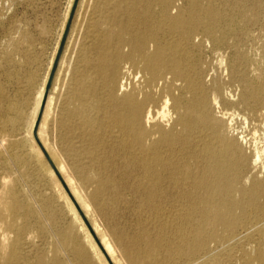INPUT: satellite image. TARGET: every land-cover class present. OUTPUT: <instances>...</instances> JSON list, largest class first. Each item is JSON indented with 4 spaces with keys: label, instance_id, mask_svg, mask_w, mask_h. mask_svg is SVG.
Returning a JSON list of instances; mask_svg holds the SVG:
<instances>
[{
    "label": "bare ground",
    "instance_id": "6f19581e",
    "mask_svg": "<svg viewBox=\"0 0 264 264\" xmlns=\"http://www.w3.org/2000/svg\"><path fill=\"white\" fill-rule=\"evenodd\" d=\"M200 1L94 0L103 14L84 28L87 42L44 106L39 131L48 105L63 100L60 150L67 163L58 166L68 171L66 180L86 212L108 220L128 264H233L235 257L239 264H264V144L253 145L249 161L244 136L229 130L235 114L215 112L224 96L203 52L217 49L234 26L210 0ZM245 2L232 0L246 25L255 18ZM247 98L264 118V83L250 85ZM43 100L40 91L25 137L35 129ZM6 152L0 140L4 167L10 164ZM81 187L91 190L83 194ZM19 194L1 175L0 264H61L35 199L24 202ZM130 205L141 227L125 242L115 220L121 206ZM145 222L157 228L148 232ZM60 235L72 254L85 258L73 231ZM46 238L41 250L36 242ZM252 247L257 255L246 259Z\"/></svg>",
    "mask_w": 264,
    "mask_h": 264
},
{
    "label": "rangeland",
    "instance_id": "374dc122",
    "mask_svg": "<svg viewBox=\"0 0 264 264\" xmlns=\"http://www.w3.org/2000/svg\"><path fill=\"white\" fill-rule=\"evenodd\" d=\"M208 1L200 2L205 4ZM210 1L224 16L232 19L231 27L234 26L233 32L223 35L225 40L217 49L212 46V52H203L212 67V81L219 86L224 96L215 112L219 114L226 110L235 114L229 130L236 136H244L242 148L250 161L253 145L264 144V118H259L258 106L253 107L254 112L251 110L253 100L246 99L250 85L255 87L264 83V0H244L247 1L245 5L251 19L255 18L246 25V20L235 12L237 10L232 0ZM251 3L258 5L255 7ZM103 10L100 6L95 11L94 0H0V140L7 145L4 158L10 163L4 167L0 162V176L4 175L10 180L13 189L20 193L19 197L24 202L29 197L35 199L32 205L40 209V214L45 218L40 215L44 227L51 233V244L61 264H128L121 244L110 231L108 220L98 211L86 212L66 180L68 171L62 172L58 166L60 160L67 163L60 150L66 133L60 126L65 105L61 98L48 105L45 123L39 131L47 98L51 96L56 84L65 78L67 67L73 64L80 46L87 42L83 40L84 28L94 23L97 17L99 19ZM221 27L216 29L218 37L222 36ZM245 60L243 66L242 61ZM224 89L226 92H223ZM40 91L44 92V100L37 114V124L31 136L25 137ZM243 117H246L247 122ZM37 151L39 156H36ZM14 158L20 160L17 167L11 164ZM81 189V193L86 194L91 187ZM123 197L125 199L127 195ZM106 211L108 213L109 209ZM116 214L118 219L115 220V227L127 235V242L141 227L134 221L137 214L131 210V205L128 209L121 206ZM145 223L143 227L148 232L157 228L151 223ZM65 229L75 233V242L86 251L85 258L72 254V244L63 241L60 232ZM103 237L107 239L109 249ZM48 239L37 241L38 248L45 250ZM256 255L253 247L244 252L246 259H255ZM238 258H233L231 262L239 264Z\"/></svg>",
    "mask_w": 264,
    "mask_h": 264
}]
</instances>
